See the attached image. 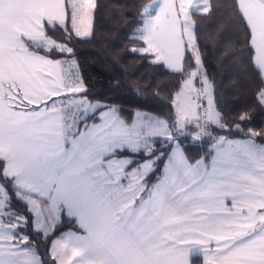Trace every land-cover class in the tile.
Listing matches in <instances>:
<instances>
[{"label":"rangeland","instance_id":"rangeland-1","mask_svg":"<svg viewBox=\"0 0 264 264\" xmlns=\"http://www.w3.org/2000/svg\"><path fill=\"white\" fill-rule=\"evenodd\" d=\"M253 5L264 7V0ZM91 18L88 12L83 23L87 20L91 23ZM79 35L88 37L90 32L85 26ZM184 35L196 67L174 97L176 129L182 131L192 124L197 127L193 134L197 138L209 132L210 123H217L219 115L191 29L185 26ZM54 45L60 51H68L63 43ZM197 85L204 90L198 92ZM64 104H67L63 108L68 158L61 181L70 199L79 206L77 225L83 232L68 230L52 242L50 253L57 264H196V255L188 257L187 254L191 251L203 254L204 247L208 251L202 242L208 234L229 235L230 247L223 252L222 264H264V210L257 213V209L264 206V173L261 172L264 147L261 144L218 136L212 144L214 157L210 163L201 159L191 164L163 118L136 111L133 122L126 124L113 108H106L100 122L82 124L97 104L83 97L64 101ZM201 107L209 118L204 125L196 116ZM154 136L167 138L173 142V147L158 180L148 185L147 177L154 167L152 160L129 168L131 158L112 154L120 149L150 152ZM249 157L251 160L247 161ZM221 159L228 160L229 164H218ZM208 166L206 181L203 176ZM219 175L229 180H220ZM235 186H244L251 194L245 198L233 197L231 192ZM201 187L208 191L205 190V196L197 197L203 191ZM6 199L0 187V217L5 214ZM198 199L212 201L214 210L208 218L209 223L214 224L211 228H207L203 220L197 221L195 230L184 227L185 222H192L191 212ZM50 205L56 209L57 200H52ZM31 207L37 211L33 204ZM242 213H246L244 218ZM181 215L182 225L179 226ZM36 227L44 234L53 228L39 223ZM194 232L197 242L201 241L196 243L195 250L190 245ZM31 254L29 264H40L37 254ZM202 264L214 262L205 260Z\"/></svg>","mask_w":264,"mask_h":264},{"label":"trees","instance_id":"trees-1","mask_svg":"<svg viewBox=\"0 0 264 264\" xmlns=\"http://www.w3.org/2000/svg\"><path fill=\"white\" fill-rule=\"evenodd\" d=\"M148 2L94 0L88 37L75 36L68 21L64 25L45 23V35L65 44L68 51L46 49L30 42H26L27 48L51 59L75 61L84 86L77 95L97 104L82 124L98 121L99 113L106 108H113L126 124L133 122L136 111L163 118L191 164L212 158V144L218 136L250 138L264 147V104L259 98L264 79L253 62L250 30L237 0H210L206 13L193 15L197 51L219 115L217 123H210L209 132L197 138L193 136L197 127L192 124L182 131L176 129L173 105L175 94L196 67L193 54L187 48L183 69L172 72L151 54L141 51L140 31ZM172 147V141L154 136L150 152L120 149L112 155L131 158L129 168L152 160L154 167L147 182L153 184ZM0 183L7 195L1 221L11 226L14 243L37 254L40 264H57L50 253L51 244L65 231H82L75 219L62 215L53 229L44 234L34 228L28 206L19 197L12 180L3 175L1 160Z\"/></svg>","mask_w":264,"mask_h":264},{"label":"crops","instance_id":"crops-1","mask_svg":"<svg viewBox=\"0 0 264 264\" xmlns=\"http://www.w3.org/2000/svg\"><path fill=\"white\" fill-rule=\"evenodd\" d=\"M256 1L259 0H237V3L250 30L253 62L264 79V7L253 5ZM209 7L210 0H149L143 10L141 51L151 54L169 71H181L188 48L184 28L191 29L194 35L193 15L206 13ZM93 9L94 0H0V160L3 175L12 180L33 216L34 228L39 231L38 223L54 227L62 215L74 218L76 223L80 218L78 204L70 199L61 181L68 158L63 107L67 105L64 101L80 97L77 94L84 86L72 58L51 59L28 49L26 42L46 49L56 48V41L45 35L44 25H64L67 21L75 36L84 37L79 32L86 26L91 33ZM88 12L92 14L91 23L87 20L84 24V15ZM193 37L195 40V35ZM259 98L264 104V88ZM102 111L95 123L100 122ZM213 157L214 154L209 161H203L210 163ZM246 160L250 161L251 157ZM218 164L229 163L221 159ZM205 170L207 174L203 177L208 181L209 166ZM261 170L264 173V168ZM219 176L220 180H229ZM119 178L117 176V180ZM0 187L3 188L1 183ZM201 190L197 197L205 196V190L208 191L204 187ZM231 193L233 197L245 198L251 191L235 186ZM52 200H57L56 209L50 205ZM193 207L192 222H185L184 227L195 230L197 221L203 220L205 226L211 228L214 224L209 223L208 218L214 210L212 201L198 199ZM263 210L261 206L257 213ZM245 214H241L243 218ZM181 220L182 215L179 226ZM191 236L190 245L195 250L201 241L197 242L195 232ZM205 237L202 242L208 251L204 247L203 254L191 251L187 256L196 255V264L205 260L222 264L223 252L230 247L229 235L208 234ZM214 238L217 239L211 240ZM32 252L14 243L11 226L2 223L0 217V264H29Z\"/></svg>","mask_w":264,"mask_h":264},{"label":"built area","instance_id":"built-area-1","mask_svg":"<svg viewBox=\"0 0 264 264\" xmlns=\"http://www.w3.org/2000/svg\"><path fill=\"white\" fill-rule=\"evenodd\" d=\"M196 90L198 91V92H202L204 89L201 87V86H199V85H197L196 86ZM196 116L198 117V122L199 123H201V124H207V122H208V116H207V114H206V112H205V109L203 108V107H201V108H199L198 110H197V112H196Z\"/></svg>","mask_w":264,"mask_h":264}]
</instances>
